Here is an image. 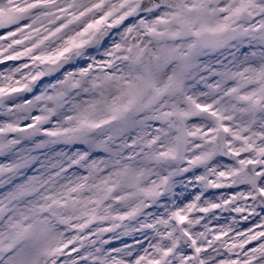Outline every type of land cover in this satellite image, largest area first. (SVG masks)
Wrapping results in <instances>:
<instances>
[{"label": "snow or ice", "instance_id": "obj_1", "mask_svg": "<svg viewBox=\"0 0 264 264\" xmlns=\"http://www.w3.org/2000/svg\"><path fill=\"white\" fill-rule=\"evenodd\" d=\"M0 264H264V0H0Z\"/></svg>", "mask_w": 264, "mask_h": 264}]
</instances>
